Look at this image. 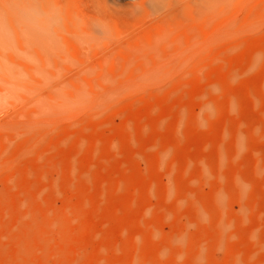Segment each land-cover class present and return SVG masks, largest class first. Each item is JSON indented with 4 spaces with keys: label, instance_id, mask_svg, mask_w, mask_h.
<instances>
[{
    "label": "rangeland",
    "instance_id": "rangeland-1",
    "mask_svg": "<svg viewBox=\"0 0 264 264\" xmlns=\"http://www.w3.org/2000/svg\"><path fill=\"white\" fill-rule=\"evenodd\" d=\"M0 264H264V0H0Z\"/></svg>",
    "mask_w": 264,
    "mask_h": 264
},
{
    "label": "clouds",
    "instance_id": "clouds-1",
    "mask_svg": "<svg viewBox=\"0 0 264 264\" xmlns=\"http://www.w3.org/2000/svg\"><path fill=\"white\" fill-rule=\"evenodd\" d=\"M53 14H55L56 12H58V9H53ZM97 30V32L102 33L101 36L103 35H107L108 34V25L105 21L103 20H98L95 22V28Z\"/></svg>",
    "mask_w": 264,
    "mask_h": 264
},
{
    "label": "bare ground",
    "instance_id": "bare-ground-1",
    "mask_svg": "<svg viewBox=\"0 0 264 264\" xmlns=\"http://www.w3.org/2000/svg\"><path fill=\"white\" fill-rule=\"evenodd\" d=\"M182 2V1H181ZM183 3V2H182ZM175 8V7H174ZM160 10H161V8H160ZM126 12V11H125ZM167 13V12H166Z\"/></svg>",
    "mask_w": 264,
    "mask_h": 264
}]
</instances>
